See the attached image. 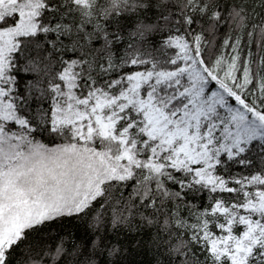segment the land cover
Listing matches in <instances>:
<instances>
[{
  "label": "snow or ice",
  "instance_id": "snow-or-ice-1",
  "mask_svg": "<svg viewBox=\"0 0 264 264\" xmlns=\"http://www.w3.org/2000/svg\"><path fill=\"white\" fill-rule=\"evenodd\" d=\"M0 264H264V0H0Z\"/></svg>",
  "mask_w": 264,
  "mask_h": 264
}]
</instances>
